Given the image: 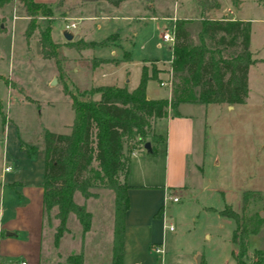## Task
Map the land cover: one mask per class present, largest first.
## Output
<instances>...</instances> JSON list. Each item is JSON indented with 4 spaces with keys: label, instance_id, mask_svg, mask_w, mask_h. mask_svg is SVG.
<instances>
[{
    "label": "rangeland",
    "instance_id": "374dc122",
    "mask_svg": "<svg viewBox=\"0 0 264 264\" xmlns=\"http://www.w3.org/2000/svg\"><path fill=\"white\" fill-rule=\"evenodd\" d=\"M168 1L153 0V7L161 13L169 11L173 20L198 14L199 6L196 0ZM206 4L203 8L204 14L210 18L225 14L247 18L252 30L250 48L261 47L264 40V0H207ZM104 7L102 2L98 3V9ZM62 9L63 7L54 10L45 19L35 18L38 27L48 25L50 35L51 26V36L60 39V42H56L60 44L59 74L52 59H43L37 52L34 42L35 29L27 39L23 38L24 44L17 28L19 19L15 21L16 27L10 34L8 29L5 33H0V174L3 166L7 165L12 166V171L19 168L34 173L38 168L37 160H42L43 132H67L72 113L69 98L62 89V82H65L67 87H70L69 81L79 87L95 86L94 82L89 83L82 73H87L95 64L104 60L94 57L82 58L80 54L78 57L73 56L71 49L74 47L71 41L61 39L63 25L73 20L63 19ZM12 12L15 18L18 14L25 16L16 4L15 10L9 7L4 12L7 20H10L8 22L14 19L11 18ZM27 19L25 16L22 21L26 24ZM126 22L128 21L118 17L84 21L89 28L87 36L95 40L101 38L102 40L96 41L100 46L104 45L105 40L114 37V34L102 37L112 31L119 34L123 46L126 45V40L128 43V37L132 39L127 49L128 61L119 63L118 67L112 70H107L109 68L106 69L105 65L92 68L98 76L99 85H104L115 77L118 83L123 80L119 86H134L140 72L137 62L141 58L165 59L169 56L167 44L159 42L160 22L148 21L140 28L133 22ZM169 27L164 26L161 33ZM132 28L136 32L130 37ZM53 38L51 40L55 42ZM107 53V49L98 47L93 51L94 56H110ZM252 54L253 58L250 54L252 60L249 63V92L241 103H209L187 105L183 108L197 123L202 121L203 143L200 147L197 133L193 140L192 153L186 158L188 178L185 180V186L181 189L174 185L169 187L168 194L175 196L177 200H167L163 204L165 223L169 222L172 230L164 231L161 257L151 252V243L147 245L149 236L154 239L152 243H157L160 238V221L152 216L151 222L138 227L122 226L120 264L121 259L122 264H188L195 262V257L200 260L197 264H234L231 252L235 249V244L230 240L234 221L219 215L217 211L228 205L237 213L246 216L252 211L264 209V59L258 58L260 54L264 56V47ZM168 64L157 59H144L140 62V68L143 67L147 73H156L157 68L162 71L158 79L149 78L145 82L151 97L160 96L164 94V89H167L159 86L157 81L165 79ZM101 70H104V74L99 77ZM124 71L127 72L125 77ZM92 97L96 98L97 94L94 93ZM147 121L151 132L154 120L147 117ZM158 142L153 143V154L142 150L137 151V156L155 157L151 158L153 163L157 164L154 166L157 174L154 182L161 185L164 171L158 157L162 146L156 145ZM130 144L127 143L126 146ZM126 146L125 143L122 145L123 151ZM133 151L135 150L131 152ZM196 151L202 152V158L201 154L198 157L192 155ZM132 160L133 158L129 162ZM91 165L94 166L95 162L92 161ZM134 166L132 165L137 174ZM12 171L5 173V176ZM167 171L169 172V169ZM192 175L193 178L189 179ZM121 178L118 173L119 181ZM0 181H4L2 175ZM1 187L6 191V187L0 184ZM88 189L95 195H73L74 202L89 212V226L83 233L80 232L76 218L69 213L65 220L66 231L57 239L56 244H53L52 233L56 219L52 217V210L42 214L40 254L48 264H76L78 255L80 264L109 263L112 192L100 184ZM243 191H246L247 195L242 202ZM159 209L160 207L156 211L159 212ZM255 250L264 252V223L257 232L246 237V254L250 256ZM8 258L13 260V257Z\"/></svg>",
    "mask_w": 264,
    "mask_h": 264
},
{
    "label": "trees",
    "instance_id": "16d2710c",
    "mask_svg": "<svg viewBox=\"0 0 264 264\" xmlns=\"http://www.w3.org/2000/svg\"><path fill=\"white\" fill-rule=\"evenodd\" d=\"M11 1L28 17L23 38L27 39L35 29L40 57L52 59L59 74L60 44L51 40L49 26L38 27L35 18L50 15L61 0L53 3L0 0V7ZM103 1L116 6L122 0ZM206 2L196 0L197 16L173 20L167 97L146 98L145 82L156 75L153 71L147 73L143 67L131 89L113 84L79 87L71 81L67 87L62 82L72 113L68 130L65 133L45 130L42 137L41 206L42 214L52 210V217L56 219L53 244L66 231L69 213L78 221L81 233L88 229L89 212L74 202L73 195L94 196L88 188L100 184L111 190L113 197L108 264H120L122 215L127 206V185L123 179L129 155L132 150L153 154V143L162 140L149 131L147 117L153 121L167 112L174 114L178 103L230 105L243 101L247 91L246 71L252 60L248 49L249 22L224 16L210 18L204 14ZM0 24L1 31L3 17ZM71 44L78 50L94 43L77 38ZM94 93L96 98L92 97ZM145 141L149 143L148 150L142 147ZM124 143L131 144L123 151ZM246 195V191L241 193L242 202ZM217 212L234 221L230 236L235 244L231 252L234 264H264V252L255 250L250 256L246 254V237L258 231L264 218L257 211L242 216L228 205ZM76 264H80V255Z\"/></svg>",
    "mask_w": 264,
    "mask_h": 264
},
{
    "label": "crops",
    "instance_id": "0c3cea01",
    "mask_svg": "<svg viewBox=\"0 0 264 264\" xmlns=\"http://www.w3.org/2000/svg\"><path fill=\"white\" fill-rule=\"evenodd\" d=\"M34 1L53 3L56 0ZM163 1L169 2L168 0ZM99 2H102L105 7L98 9ZM153 5L155 6V4H153V0H122L116 6H111L103 0H61L60 5L55 10L63 7L62 13L64 15L62 18L73 20L68 22L73 23V26L63 30L68 31L71 34H76V39L79 38L82 41L95 42L93 45L79 48L78 50L71 49L73 56L78 57L80 54V57L82 58L94 57L99 60H104V62H99L93 67L105 65L107 66L106 69L109 68L107 70H112L118 67L119 63L128 61L129 54L127 49L129 47L128 44L132 42V39L128 37V43H126L127 40L125 38L124 40H126V45L123 46L119 34H117L116 31H112L104 34L102 37L110 34H114V37L111 38V40H105L103 42L104 45L100 46V44H97L96 41L102 40L101 38L95 40L87 36L89 28L86 26L84 21L87 19L96 18L101 20H110L111 18L118 17L121 20L128 21L126 24H130V22L135 23L137 28L142 27L148 21H156L158 23L160 22L159 42L166 45L167 42L160 39V34L164 26L169 25L171 27L173 25V17H171L169 11L166 13H161L155 9ZM9 7L15 10L16 3L11 1L0 7V17L4 18L2 24L3 29L0 31V33H5L8 29L10 34L12 29H15L16 27L15 21L19 19L20 23L17 25V28L21 42L24 44L22 30L25 22L22 21V19L25 16L18 14L16 18H14L11 22H8L10 20H7V16L4 12ZM104 12H106V14ZM224 17H228L229 19L245 20L249 22L250 32L248 39V49L250 51L251 57L253 58L252 53L255 50L258 52L261 47H264V40L260 45V48H250L252 35L250 21L244 17H235L228 14H225ZM45 18L46 17L43 16L38 17V19ZM130 31H133L129 33L131 37L136 31H134V28L130 29ZM51 38L53 37L51 36ZM61 39L64 40L62 36ZM53 40L55 42H60V39L58 38H53ZM34 42L37 52L39 53L36 39ZM159 42L157 44H159ZM96 47L99 49H107V55L110 54V56H94L93 51L96 50ZM166 47L169 50L168 45H166ZM116 52H118V54ZM168 57L169 56H167L165 59L144 57L141 58L139 62H137V65L139 66L140 70V62L144 59H157L158 61L167 62ZM258 58L264 59V56L260 54ZM250 66L251 64H248L246 71L247 91L245 97L249 92L248 83ZM92 68L88 70L87 73L85 72L82 74L85 75L89 83L94 82V85H99L97 84L98 76H96V73L92 71ZM157 69L158 71L155 73L156 79L159 78V74H162L160 68ZM261 69L262 68H260V73L262 74ZM101 72L102 73L99 74V77L100 75L104 74V70H101ZM126 75L127 72L124 71L123 76L125 77ZM48 80L49 79H47V81ZM125 81L126 79H124V82ZM119 83H123V80L121 79ZM119 83L117 78L114 77L108 83L104 84H114L119 86ZM48 84L50 83L48 82ZM121 86H125L126 89H131L133 87H128L126 84ZM144 92L146 98L168 96V89H164V94L157 97H151L147 92L146 84ZM200 104L201 103H178L175 106L174 114L167 112L165 116L154 119L151 125V132L162 136V141L156 144L162 146L161 154H158V157L162 162V170L164 171V177L161 185L155 184L156 182H154L157 177V174L155 173V167L157 164L153 163L151 158L155 157H149L148 155L137 156V151L130 153L127 164L128 168L123 179L124 183L127 185L125 190L127 206L122 215V226L128 225L138 227L146 222H151L153 220L152 216L157 217L161 222L160 211L163 210L164 195L168 193L169 187L174 185L175 187L181 189L185 186V180L188 178L186 158L190 153H192L193 140L197 133L200 147L202 146L203 125L202 121H198L197 123L191 114L185 112L184 109L186 107L184 106ZM199 154H201L200 158H202V152L197 153L196 151L192 155H196L198 157L200 156ZM132 158L133 160L129 162V160ZM37 162L38 168H36L34 173L32 171H25L19 168H16L12 171L13 168L11 165H9V169L7 171H2L1 169L0 175L4 177V181H0V184L6 187V191H4L2 187L0 188V264H4L7 260H10L8 257H13V260H23L26 264H48L47 261L41 258L40 254L42 234V206L40 186L42 160L41 162L37 160ZM132 165H135L134 167H136L137 174L134 172ZM167 169H169V172ZM10 171H12L11 174L5 176V173ZM191 178H193V175L190 176L189 179ZM158 207H160L159 212L156 211ZM4 231L10 232V234L5 235ZM160 239L161 232L159 241ZM153 241L154 239H152V236H149L147 245Z\"/></svg>",
    "mask_w": 264,
    "mask_h": 264
},
{
    "label": "built area",
    "instance_id": "2783aa9c",
    "mask_svg": "<svg viewBox=\"0 0 264 264\" xmlns=\"http://www.w3.org/2000/svg\"><path fill=\"white\" fill-rule=\"evenodd\" d=\"M11 18L12 19L15 18V15H14L13 12L11 14ZM71 26H73V23H65L63 25V28L64 29H67L68 27H71ZM160 39L162 41L167 42L168 48L171 51V45H172V41H173L172 26L169 27V29L163 31L160 34ZM170 58H171V55H169V57L167 59V62L168 63L170 61ZM157 84L159 86L166 87L169 90V86H170V67H169V64H168V69L166 71L165 79L158 80L157 81ZM8 169H9V166L8 165L7 166H3L2 171H7ZM167 200L176 201L177 198L175 196H171L168 193H166L164 195L163 203L165 201H167ZM160 219H161V222H160V225H161V239L157 243H151V245L149 247H150L151 252H153L155 254H159L160 257H161V254L163 253V234H164V231H166V230L167 231L172 230V226H171V224L169 222L168 223H165V215H164L163 210L160 211ZM4 264H26V263L23 260H7ZM188 264H197V263L190 262Z\"/></svg>",
    "mask_w": 264,
    "mask_h": 264
},
{
    "label": "water",
    "instance_id": "95a60500",
    "mask_svg": "<svg viewBox=\"0 0 264 264\" xmlns=\"http://www.w3.org/2000/svg\"><path fill=\"white\" fill-rule=\"evenodd\" d=\"M0 26H1V24H0ZM61 35H62V37L64 38V40H66V41H74V40L76 39V37H77L76 34H71L70 32H68V31H66V30H62V31H61ZM52 80H53V82H54V78H52ZM142 147H143V149L148 150V148H149V143L145 141V142L142 144ZM258 215H259V217H264V209L258 211ZM4 234H5V235H9L10 232H8V231H4ZM195 262L198 263V259H197V258L195 259Z\"/></svg>",
    "mask_w": 264,
    "mask_h": 264
}]
</instances>
